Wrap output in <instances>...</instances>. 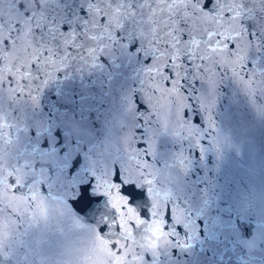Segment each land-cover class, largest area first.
I'll use <instances>...</instances> for the list:
<instances>
[{
  "label": "snow or ice",
  "instance_id": "1",
  "mask_svg": "<svg viewBox=\"0 0 264 264\" xmlns=\"http://www.w3.org/2000/svg\"><path fill=\"white\" fill-rule=\"evenodd\" d=\"M62 5L58 0L51 8L37 4L29 9L18 0L15 18L0 19V96L35 106L39 93L69 63L78 70L102 66L105 59L144 65L138 93L142 99L134 96L125 110L119 139L84 158L88 179L79 181L80 194L104 198L108 211L96 225L73 221L80 230L74 240L82 245L74 264H96L92 252L97 243L107 247L111 264H161L165 249L183 245L172 239L165 219L168 213L181 227L177 202L170 200L167 187L169 170L152 163L158 139L167 134L191 140L199 150L197 121L202 111L209 131L214 129L209 113L225 78L253 99L264 97V70L245 73L250 52L260 50L246 21L258 19L264 32V0H82L79 11L66 20ZM140 104L147 109V120L140 115ZM9 127L8 113L0 111V244L13 237V216L33 225L63 214L61 198L44 188L58 186L49 181L50 175L55 172L58 179L69 167L51 147L41 151L56 161L55 166H45L43 179L35 169L27 178H18L13 163L7 162ZM174 165L176 171H186L183 152ZM137 191L148 200L143 210L135 203ZM145 232L154 237L151 251L139 248L137 237L148 239Z\"/></svg>",
  "mask_w": 264,
  "mask_h": 264
},
{
  "label": "water",
  "instance_id": "2",
  "mask_svg": "<svg viewBox=\"0 0 264 264\" xmlns=\"http://www.w3.org/2000/svg\"><path fill=\"white\" fill-rule=\"evenodd\" d=\"M17 2L0 0V19H14ZM23 2L34 9L37 4L54 7L58 0ZM79 2L63 0L62 18L78 12ZM111 23L116 25L115 20ZM246 23L255 31L253 40L259 41L260 49L254 47L246 62L245 73L251 74L264 70V32L258 19ZM143 66L123 58L113 63L105 59L102 66L83 70L69 63L39 93L35 106L0 96V111L8 113L10 124L6 155L16 170L14 175L24 179L35 169L37 178L43 179L45 166L56 163L53 155L41 154L51 147L69 163L58 179L55 172L49 177L58 186L44 188L61 198L63 214L33 225L13 216L15 231L0 244V264H74L82 245L74 240L80 230L73 227V221L79 218L85 225H96L108 211L104 198L80 194L79 181L88 179L84 158L119 139L121 124L127 119L125 110L134 96L142 99L138 93ZM137 107L147 120L146 107ZM209 115L215 125L212 131L202 111L197 121L201 126L199 150L191 140H174L167 134L157 142L152 163L169 170L167 187L170 200L177 202L181 227L171 222L168 213L165 219L173 230L172 239L183 245L165 249L161 264H264V97L258 94L253 99L225 78ZM179 152L184 156V173L174 165ZM135 203L142 210L147 207L142 191L135 193ZM144 235L148 239L137 237L139 248L151 251L154 237ZM92 258L96 264H111L107 247L100 243L94 246Z\"/></svg>",
  "mask_w": 264,
  "mask_h": 264
}]
</instances>
